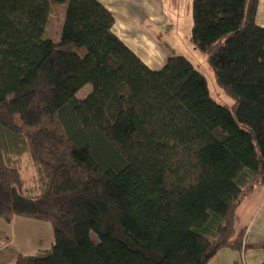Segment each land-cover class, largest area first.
I'll return each mask as SVG.
<instances>
[{
	"label": "trees",
	"instance_id": "trees-1",
	"mask_svg": "<svg viewBox=\"0 0 264 264\" xmlns=\"http://www.w3.org/2000/svg\"><path fill=\"white\" fill-rule=\"evenodd\" d=\"M50 1L0 0V218L48 222L54 240L12 264H207L243 251L235 211L264 184L258 0L191 2L190 40L230 105L184 55L149 68L99 0H52L66 4L60 37H43ZM23 154L39 190L16 212Z\"/></svg>",
	"mask_w": 264,
	"mask_h": 264
},
{
	"label": "rangeland",
	"instance_id": "rangeland-1",
	"mask_svg": "<svg viewBox=\"0 0 264 264\" xmlns=\"http://www.w3.org/2000/svg\"><path fill=\"white\" fill-rule=\"evenodd\" d=\"M191 2L192 0H158V4L163 7L162 13L166 19L162 23H157L148 21L145 18L142 22L144 25L143 30L166 53L167 58L171 53L186 56L204 75L210 95L220 103L230 105L233 100L217 84L214 73L208 66L205 54L196 48L190 40ZM65 8V3L50 1V14L43 37L54 40L59 39ZM142 14L145 13L142 11ZM90 91L91 84L87 83L75 92V97L78 99L84 98ZM19 166L24 183L22 193L14 195V208L16 212H23L36 207V202L30 195L38 192L39 183L37 170L27 154H23L19 158ZM12 221V224L9 225L0 218V264H12L14 257L12 254L16 255L19 250L22 253L34 254L48 250L51 247L54 240L50 223L27 219L18 214L14 216ZM6 235L8 236L7 242L1 240ZM18 238L20 242H18ZM245 251H247L246 261L248 264H250V260L256 255L257 251L262 253L264 257L260 243L254 244L253 247L247 248ZM263 257L255 264L260 263ZM238 258L240 264H242L240 256Z\"/></svg>",
	"mask_w": 264,
	"mask_h": 264
},
{
	"label": "crops",
	"instance_id": "crops-1",
	"mask_svg": "<svg viewBox=\"0 0 264 264\" xmlns=\"http://www.w3.org/2000/svg\"><path fill=\"white\" fill-rule=\"evenodd\" d=\"M112 13L114 22L112 32L130 48L149 68L157 70L165 64L166 53L144 32L143 21L162 23L166 19L163 7L158 0H99ZM142 11L145 14H142ZM255 22L264 26V0H258L255 14ZM260 214V215H259ZM13 222V221H12ZM11 222V224H12ZM10 225V223H7ZM243 235V251L224 247L218 250L207 264H248L245 251L264 238V184L254 188L238 205L235 211L234 231L231 240ZM7 235L3 241L7 242ZM18 242L20 239L18 238ZM259 247V244H258ZM6 251V250H5ZM18 252H21L20 250ZM12 256H16L14 253ZM13 257V259H14ZM263 257L257 251L250 260L255 264ZM243 260V261H242Z\"/></svg>",
	"mask_w": 264,
	"mask_h": 264
}]
</instances>
